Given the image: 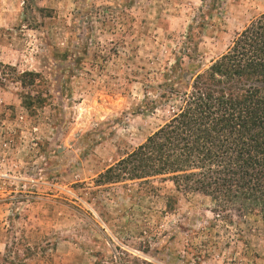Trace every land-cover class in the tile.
I'll return each instance as SVG.
<instances>
[{
    "label": "rangeland",
    "instance_id": "374dc122",
    "mask_svg": "<svg viewBox=\"0 0 264 264\" xmlns=\"http://www.w3.org/2000/svg\"><path fill=\"white\" fill-rule=\"evenodd\" d=\"M262 12L264 0H0V264H264L253 213L225 219L218 200L170 182L144 194L98 181L173 112H143L144 76L190 29L196 69L209 67ZM24 71L51 93L35 112Z\"/></svg>",
    "mask_w": 264,
    "mask_h": 264
},
{
    "label": "trees",
    "instance_id": "16d2710c",
    "mask_svg": "<svg viewBox=\"0 0 264 264\" xmlns=\"http://www.w3.org/2000/svg\"><path fill=\"white\" fill-rule=\"evenodd\" d=\"M194 35L190 29L173 60L144 76L153 97L147 93L143 112L172 103L170 118L98 181H139L144 194L156 192L155 183L170 182L176 191L218 200V216L227 219L231 208L238 209L253 213L264 226V12L205 69H196L193 62ZM18 77L27 110L49 104L42 73L24 71ZM175 199L168 197V210ZM5 261L22 259L8 253Z\"/></svg>",
    "mask_w": 264,
    "mask_h": 264
}]
</instances>
